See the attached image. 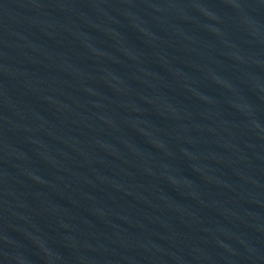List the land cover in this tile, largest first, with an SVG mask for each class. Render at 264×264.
Returning <instances> with one entry per match:
<instances>
[{
  "label": "water",
  "instance_id": "water-1",
  "mask_svg": "<svg viewBox=\"0 0 264 264\" xmlns=\"http://www.w3.org/2000/svg\"><path fill=\"white\" fill-rule=\"evenodd\" d=\"M0 264H264V0H0Z\"/></svg>",
  "mask_w": 264,
  "mask_h": 264
}]
</instances>
